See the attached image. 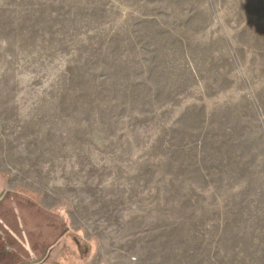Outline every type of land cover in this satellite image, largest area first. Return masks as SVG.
Returning <instances> with one entry per match:
<instances>
[{"label": "rangeland", "instance_id": "374dc122", "mask_svg": "<svg viewBox=\"0 0 264 264\" xmlns=\"http://www.w3.org/2000/svg\"><path fill=\"white\" fill-rule=\"evenodd\" d=\"M3 201L7 261L264 264V0H0Z\"/></svg>", "mask_w": 264, "mask_h": 264}, {"label": "crops", "instance_id": "0c3cea01", "mask_svg": "<svg viewBox=\"0 0 264 264\" xmlns=\"http://www.w3.org/2000/svg\"><path fill=\"white\" fill-rule=\"evenodd\" d=\"M4 202L5 201L0 203V207L4 206L3 204H7ZM7 210L10 213L11 217L14 218V216H15L14 206L13 205L7 206ZM11 223H14V220ZM2 227L3 226H0V231L3 232L5 239L4 240L0 239V246H3L5 241H7V240L11 241L9 233L5 232ZM14 244L15 243H13V245ZM18 252H19L18 255H16V256L14 255L11 257L12 260L7 261V260H5L7 252H4L3 249L1 248V250H0V264H24V263H26V248H23V247L18 248ZM10 254H12V253H10Z\"/></svg>", "mask_w": 264, "mask_h": 264}]
</instances>
